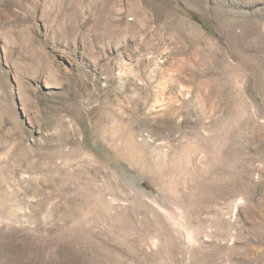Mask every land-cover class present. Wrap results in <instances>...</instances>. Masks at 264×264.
Returning a JSON list of instances; mask_svg holds the SVG:
<instances>
[{
    "label": "rangeland",
    "instance_id": "1",
    "mask_svg": "<svg viewBox=\"0 0 264 264\" xmlns=\"http://www.w3.org/2000/svg\"><path fill=\"white\" fill-rule=\"evenodd\" d=\"M0 264H264V0H0Z\"/></svg>",
    "mask_w": 264,
    "mask_h": 264
}]
</instances>
